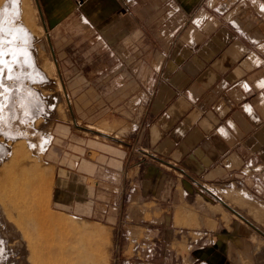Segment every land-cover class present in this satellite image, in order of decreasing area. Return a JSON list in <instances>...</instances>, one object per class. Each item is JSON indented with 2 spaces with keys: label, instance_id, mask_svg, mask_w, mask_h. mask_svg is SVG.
<instances>
[{
  "label": "crops",
  "instance_id": "obj_1",
  "mask_svg": "<svg viewBox=\"0 0 264 264\" xmlns=\"http://www.w3.org/2000/svg\"><path fill=\"white\" fill-rule=\"evenodd\" d=\"M37 3L74 114L121 135L58 164L54 205L118 229L151 213L122 264H226L237 234L206 225L223 214L205 199L228 182L264 198V0Z\"/></svg>",
  "mask_w": 264,
  "mask_h": 264
},
{
  "label": "rangeland",
  "instance_id": "obj_2",
  "mask_svg": "<svg viewBox=\"0 0 264 264\" xmlns=\"http://www.w3.org/2000/svg\"><path fill=\"white\" fill-rule=\"evenodd\" d=\"M10 1L11 0H0V9L5 5L7 6ZM30 1L31 0H21V3L24 2L28 4ZM33 2L38 11H40L37 0H33ZM40 22H42L43 28L47 31L42 18V13ZM33 30L36 33H34L36 40L32 44L35 48L34 66L30 69L29 65L26 66V64H23L22 68L20 65L15 64L16 69L15 72L13 71V77L11 76L9 79L5 80V85L0 84V165L2 162L6 161L5 146L9 141V137H15L19 140L25 139L32 143L33 148L30 151V155L31 160L33 159V166L35 165L37 168H35L36 172L43 174L45 172L46 174H49L47 175L48 179L44 184L45 194L47 191L49 192L47 211L53 216L56 215L57 218L62 219V217H67L68 220L71 221L77 219L74 222L78 223H83L84 221L85 224L83 225L87 227L95 225L99 233L102 235L100 264H113V261L116 258L119 259V264H122L126 261L129 255L142 258L143 251L147 249L148 241L151 240L150 233L146 231V229H150V226H148V223L144 220H148L151 213L137 214V221L134 224L125 221L123 227L118 229L111 223L99 221L97 218L87 217L77 212L65 211L54 205L53 190L56 188L59 179L58 176L62 174V172H58L59 165V168L64 169L66 166L75 163V158L78 157L79 153H82L83 151L84 154L87 153V147L90 150L87 153V157L95 159L97 156L96 151H98L95 149L96 142L117 144L121 135L116 130V126L113 125L111 119L107 118L110 116L105 117L106 120L96 123V120H93L94 122H87V120L80 119L74 114V111L70 107L65 85L63 83L64 79L61 75L62 65H60L58 57L54 55L50 41L49 49H51V56L56 65L57 78L60 79L63 87L62 91L64 93L62 94V97L65 104H63L61 98L56 95V106L51 109L52 111L46 109L45 95L51 94L54 91L57 92V86L55 85L56 78L54 77V72L51 71L52 69L50 70V61H47L50 60L49 53L43 42L38 38L39 33L35 31V28ZM37 50H40L41 52L38 51L39 53H37ZM43 53L47 57V60ZM5 87H7L8 90H6ZM64 105L67 106V108ZM65 111L66 113H64ZM39 118L41 119L38 120ZM63 127H66L67 131H64ZM98 130L103 133L98 132ZM44 135L51 136L49 137L50 141L47 143V147L41 151L40 145L43 142ZM89 145L92 148L89 147ZM46 166H48V168ZM38 167L40 169H38ZM44 169L47 170V172ZM210 187L212 188L208 191L210 198H208V200L204 198L205 201L208 202L207 207L209 212L211 211V208H209L208 205L211 207L215 206L212 209L221 212L223 216L220 214L212 215L210 219H207L206 225L209 228H212L215 224L216 218H220L225 224H229L232 227L233 232L237 234V236L227 238V242L222 243L225 244L224 249L222 250L225 255L222 256L227 262L226 264H264V241L262 239L264 238V234L260 232V230L256 228L254 229L252 224L250 225L245 221L242 222L237 217L232 216L228 210L230 208L228 206L223 207L219 203L220 200L231 202L232 204L236 203L235 206L241 211V213L247 214L249 218L257 221L264 227V214H262L264 213V198L254 193L243 183L228 182ZM211 191L216 192V194ZM192 217L196 218L194 214ZM6 227V225L1 224L0 222V239H2V243L5 241V243H11L12 245V241L14 242L15 240L8 237L10 230ZM5 234L9 239L5 238ZM252 236H254V238ZM1 246L0 264H12L11 260L14 256H10L9 254V257H5ZM127 247L129 250L126 253L117 251ZM223 257L220 256V258Z\"/></svg>",
  "mask_w": 264,
  "mask_h": 264
},
{
  "label": "bare ground",
  "instance_id": "obj_3",
  "mask_svg": "<svg viewBox=\"0 0 264 264\" xmlns=\"http://www.w3.org/2000/svg\"><path fill=\"white\" fill-rule=\"evenodd\" d=\"M40 21L41 13L33 0L28 4L21 3V0H11L7 6L2 7V11H0V84L5 85V80L13 77V71L15 72L16 69L15 64L22 68L23 64H26V66H30V69L34 66L35 48L32 44L36 40V33L33 30L35 28V31L39 33L38 38L49 53L50 60H47L44 53L43 55L47 61H50V70L52 69L51 71L54 72L56 78L57 92L54 89L51 94H44L46 109L51 110L56 106L57 96L65 104L62 97L64 92L61 81L56 75V65L51 56V49H49L48 33ZM38 51L40 50H37V53H39ZM5 88L8 90L7 87ZM65 107L67 108V106ZM98 132L101 133L102 131L98 130ZM50 136H43V142L40 145L41 151L47 147ZM8 139L9 141L5 146L6 161L0 165V222L9 228L8 237L15 241H12L11 245V243H5L4 240L2 243V239H0V246L2 243L1 247L5 257H9V254L14 256L11 260L12 264H100L102 235L96 226L87 227L83 225L85 224L84 221L78 223L74 222L77 219L71 221L67 217L61 219L50 214L47 211L49 192L47 191L45 194L44 186L49 174L36 172L37 168L35 165L33 166V159L31 160L30 155L33 144L25 139L19 140L15 137ZM46 167L48 168V166ZM38 169L40 168L38 167ZM45 171L47 172V170ZM219 203L223 207L228 206L232 216L237 217L242 222L252 224L254 229L256 228L264 234V227L249 218L247 214L241 213L236 208V203L232 204L222 200ZM252 237L254 238V236ZM262 239L264 241V238Z\"/></svg>",
  "mask_w": 264,
  "mask_h": 264
}]
</instances>
